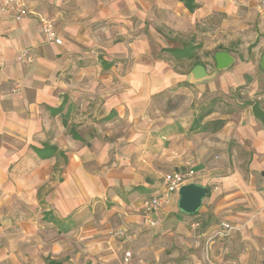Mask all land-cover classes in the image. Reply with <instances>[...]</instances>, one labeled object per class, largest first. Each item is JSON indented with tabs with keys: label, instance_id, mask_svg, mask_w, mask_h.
<instances>
[{
	"label": "crops",
	"instance_id": "obj_1",
	"mask_svg": "<svg viewBox=\"0 0 264 264\" xmlns=\"http://www.w3.org/2000/svg\"><path fill=\"white\" fill-rule=\"evenodd\" d=\"M126 1L96 11L28 0L21 21L0 13V264H121L132 240L108 231L140 235L142 199L162 193L166 173L188 170L200 178L188 182L218 186L207 185L196 214L177 213L172 264H264L262 123L250 108L197 129L213 116L197 121L193 106L254 77L253 66L192 79L196 65L207 68L196 51L264 48V1L192 0L193 10L184 0ZM40 16L62 43L44 39ZM222 222L234 228L214 236Z\"/></svg>",
	"mask_w": 264,
	"mask_h": 264
},
{
	"label": "rangeland",
	"instance_id": "obj_2",
	"mask_svg": "<svg viewBox=\"0 0 264 264\" xmlns=\"http://www.w3.org/2000/svg\"><path fill=\"white\" fill-rule=\"evenodd\" d=\"M75 6L77 8L85 9L88 8L91 10H102L103 8H111L115 7L117 10H124L126 8L127 1L126 0H74ZM50 17H52L49 14ZM102 21V20H101ZM100 20L94 21L95 23L101 22ZM104 21V19H103ZM57 22V21H56ZM58 24V23H57ZM232 46V45H231ZM239 47V46H236ZM217 50L212 51H196L198 53V58H200L209 68L210 73L214 74L215 72L224 73L225 71H217L214 60V53ZM231 53L236 58V61L233 63L230 69L228 70H236L237 64L242 61H245L249 67H251V71L255 73L254 77H250L245 75L244 81L238 82H227L225 85H217L218 87L212 89L211 91H207L204 95L199 98L197 103H194L193 106L197 109V116L202 113L210 112L212 114L213 119L206 120L208 122L207 125L210 126V131H213L215 126H224L229 120H236L237 118L243 117V114L246 110H249L252 106V102L259 100L264 107V69L260 66V61L262 56L264 55V48L257 49V44L254 43L248 49L244 51H240L239 49H235V46H232ZM240 57V59H239ZM213 81L216 77H213ZM222 117V118H220ZM223 119L224 123H214V120ZM263 126V125H262ZM197 129H203L202 126H196ZM229 150L237 152L241 147L235 140L229 141ZM243 149V147H242ZM244 150H246L244 148ZM244 157L248 158V152L243 153ZM246 168V166H244ZM196 173L190 180L199 179ZM262 181L261 174L256 176V189H260V182ZM211 189H214L218 186L217 180H213V182H206ZM205 185V184H204ZM206 185V186H207ZM155 192V191H154ZM148 197V196H146ZM142 199V203L144 199ZM159 214L157 215V211L152 215V221L154 220V224L145 221V212L142 209V221L140 228V235L137 234L135 228H125L128 240H132L129 244L131 249L135 252L141 264H172V250L173 244L172 241V229L173 223L177 220V213L180 216L187 217L191 216L186 213H182L178 207V200H169L168 203H165L158 209ZM202 219L201 216L197 217ZM116 229V228H115ZM175 229V227H174ZM133 235L137 237L134 238ZM140 237V238H139ZM131 238V239H130ZM134 238V239H133ZM119 239V238H117ZM121 239V238H120ZM122 240V239H121ZM136 243V244H135ZM148 247L149 249H146ZM161 249V253L158 252V259L156 257V251ZM140 252V253H139ZM142 254L147 255L146 257L141 256ZM161 259H164L161 260Z\"/></svg>",
	"mask_w": 264,
	"mask_h": 264
},
{
	"label": "built area",
	"instance_id": "obj_3",
	"mask_svg": "<svg viewBox=\"0 0 264 264\" xmlns=\"http://www.w3.org/2000/svg\"><path fill=\"white\" fill-rule=\"evenodd\" d=\"M239 3H244L252 0H238ZM264 1V0H263ZM0 13L8 17H11L15 21H21L23 18L29 16L32 12L28 5V0H2L0 6ZM41 33L44 39L48 42H55L57 44L62 43V38L55 26L54 21L51 18L40 16ZM24 58L30 59L31 56L27 51L22 52ZM194 176L193 170H188L185 172L173 171L166 173L164 175V188L159 195H149L146 197L142 203V208L145 212V221L154 224L152 221V215L165 203L171 200L175 193H178L179 188L190 181ZM262 189L264 190V182L262 184ZM200 222H195V226L199 225ZM221 229L218 230L214 236H226L230 234L231 230L234 228L228 222H222ZM108 234L114 238H127L126 229L117 228L108 231ZM121 264H134L133 263V252L128 249L124 252L121 260Z\"/></svg>",
	"mask_w": 264,
	"mask_h": 264
},
{
	"label": "water",
	"instance_id": "obj_4",
	"mask_svg": "<svg viewBox=\"0 0 264 264\" xmlns=\"http://www.w3.org/2000/svg\"><path fill=\"white\" fill-rule=\"evenodd\" d=\"M215 61L216 70L225 71L231 68L236 58L229 51L222 50L215 53ZM260 66L264 69V55L261 58ZM192 76L193 81H199L211 78L213 75L208 73L204 65L199 64L195 66ZM251 109L254 117L262 123L264 128V107L259 102H255ZM178 195V207L181 212L194 214L203 205L204 198L208 195V187L204 184L188 182L179 188Z\"/></svg>",
	"mask_w": 264,
	"mask_h": 264
},
{
	"label": "trees",
	"instance_id": "obj_5",
	"mask_svg": "<svg viewBox=\"0 0 264 264\" xmlns=\"http://www.w3.org/2000/svg\"><path fill=\"white\" fill-rule=\"evenodd\" d=\"M185 1V3L187 4V6L190 8V9H194V4H193V1L192 0H184ZM255 102H259L260 103V101L259 100H256V101H254V102H252L251 104H253V103H255ZM210 112H204V113H202V114H200L199 116H197V121H200L201 119H203L206 115H208ZM215 122L214 123H224V120L223 119H217V120H214ZM208 127H210V126H203L202 128H208ZM221 126H215V128H214V130H217L218 128H220ZM198 212V211H197ZM196 212V213H197ZM196 213H194V214H196ZM55 263H57L56 261H50V263L49 264H55Z\"/></svg>",
	"mask_w": 264,
	"mask_h": 264
}]
</instances>
